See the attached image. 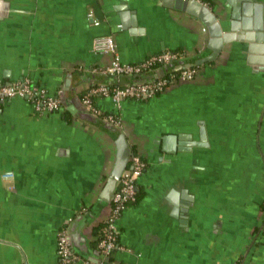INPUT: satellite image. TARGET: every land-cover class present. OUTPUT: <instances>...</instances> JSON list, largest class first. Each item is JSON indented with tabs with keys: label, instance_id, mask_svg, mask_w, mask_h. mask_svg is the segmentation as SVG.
I'll use <instances>...</instances> for the list:
<instances>
[{
	"label": "crops",
	"instance_id": "0c3cea01",
	"mask_svg": "<svg viewBox=\"0 0 264 264\" xmlns=\"http://www.w3.org/2000/svg\"><path fill=\"white\" fill-rule=\"evenodd\" d=\"M199 1L236 36L243 0ZM253 1L264 21V0ZM106 35L121 62L181 51L196 76L119 108L98 96L88 112L90 87L131 80L99 71L111 55L93 41ZM209 40L200 19L164 0H0V83L28 79L62 99L42 115L24 98L0 100V264H57L66 224L94 264H264V39H232L216 57ZM111 113L119 126L103 120ZM200 126L206 145L164 149L178 145L173 135L198 141ZM120 133L145 163L142 194L117 220L119 248L103 256L97 226L110 202L100 193Z\"/></svg>",
	"mask_w": 264,
	"mask_h": 264
},
{
	"label": "built area",
	"instance_id": "2783aa9c",
	"mask_svg": "<svg viewBox=\"0 0 264 264\" xmlns=\"http://www.w3.org/2000/svg\"><path fill=\"white\" fill-rule=\"evenodd\" d=\"M94 24L97 25L98 22L94 21ZM93 49L111 55L109 64L99 69L103 74L130 77L142 75L146 72L154 74L153 78L136 80L121 86L108 87L106 84H100L90 87L82 97L81 103L85 110L93 114H97L98 112L94 105L95 97H107L116 108H119L121 102L126 99L138 101L153 99L175 82L193 80L197 72L195 67L189 66L181 68L178 72L168 74L167 77H164V74L159 75V71L169 64L176 62L182 64L185 54L184 52L175 50L153 53L135 63L121 62L111 35L95 38ZM15 97L28 100L37 115L55 112L62 108V99L59 94H49L46 89L31 84L28 79L0 83V100ZM102 118L110 124L120 125L119 117L115 114H104ZM144 166L145 163L142 161L139 153L131 152L128 157L127 167L123 170L117 187L110 198L109 212L104 221L102 235L97 242V248L103 256H109L115 249L119 248L117 244L119 233L117 220L124 210L135 202L136 182ZM3 178L10 179L12 178V174L5 173L3 174ZM56 255L58 259L57 264H94L87 258L81 257L73 249L67 224L57 231Z\"/></svg>",
	"mask_w": 264,
	"mask_h": 264
},
{
	"label": "water",
	"instance_id": "95a60500",
	"mask_svg": "<svg viewBox=\"0 0 264 264\" xmlns=\"http://www.w3.org/2000/svg\"><path fill=\"white\" fill-rule=\"evenodd\" d=\"M243 1L244 3L240 9L241 24H239V28L238 25L234 26L233 23L230 27L231 32H237L236 36L224 33L222 21L218 19V16L212 12L209 7L199 0H164V5L178 11H185L200 19L205 25L210 38L209 48L212 50L211 55L216 57L220 53L223 45L232 39H241L250 42L252 40L260 42L264 39L262 4L253 0ZM232 16L236 17L235 15ZM251 48L253 47L249 46V50H252ZM192 65L193 64L183 65L180 63L177 64L175 70H180L181 68ZM163 73V70L159 71V75H163ZM173 137L178 145H176L174 149L166 147L164 148L165 150L174 152L175 150H190L192 146L206 145V132L203 126H200L198 141L192 140L190 134L173 135ZM167 138H163L164 146L165 142L169 139L174 141L171 137L167 136ZM114 144L115 158L100 193V199L104 202H110V198L117 187L121 174L127 167L130 154V146L124 133H120L117 136L114 140Z\"/></svg>",
	"mask_w": 264,
	"mask_h": 264
},
{
	"label": "trees",
	"instance_id": "16d2710c",
	"mask_svg": "<svg viewBox=\"0 0 264 264\" xmlns=\"http://www.w3.org/2000/svg\"><path fill=\"white\" fill-rule=\"evenodd\" d=\"M204 1H206V0H204ZM193 67H194V64L192 65ZM162 70H163V76L164 77H167L168 76V74H171V73H173V72H178V70H175V65H169V66H165V67H163L162 68ZM130 77V76H129ZM154 77V74H149V73H144V74H142V75H137V76H133V77H131V80H129L127 83H130V82H133V81H136V80H143V79H149V78H153ZM124 84H126V83H124ZM123 84V85H124ZM108 87H112V86H115V84L114 83H111V84H106ZM116 85H119V86H121L122 84H116ZM132 150H134L133 148H132ZM142 159V158H141ZM142 161H143V159H142ZM141 190H137L136 189V200H135V202L140 198V196H141ZM104 223L105 222H102V223H100L98 226H97V228H99L100 229V235H99V238L101 237V235H102V229H103V227H104ZM99 238H98V240H99Z\"/></svg>",
	"mask_w": 264,
	"mask_h": 264
}]
</instances>
